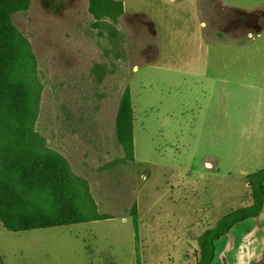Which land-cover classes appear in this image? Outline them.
Returning <instances> with one entry per match:
<instances>
[{
  "label": "rangeland",
  "instance_id": "374dc122",
  "mask_svg": "<svg viewBox=\"0 0 264 264\" xmlns=\"http://www.w3.org/2000/svg\"><path fill=\"white\" fill-rule=\"evenodd\" d=\"M103 1L0 0L20 51L0 84V264H197L203 234L255 206L264 0H114V20ZM24 157L65 167L73 201Z\"/></svg>",
  "mask_w": 264,
  "mask_h": 264
},
{
  "label": "trees",
  "instance_id": "16d2710c",
  "mask_svg": "<svg viewBox=\"0 0 264 264\" xmlns=\"http://www.w3.org/2000/svg\"><path fill=\"white\" fill-rule=\"evenodd\" d=\"M105 7H104V6ZM100 10L97 11L100 19L109 20L115 19L121 12V4L114 0H104ZM13 8V7H12ZM17 9L16 7L13 9ZM7 13V8L0 13V84L7 78V76L18 66L17 61L20 58V51L16 46L14 39L3 43L1 37L6 30L8 18L10 15ZM2 29V30H1ZM4 39H9L7 36ZM118 129L122 142L132 148V112L131 104L127 91L123 96L120 114L118 117ZM21 137L19 134L15 135L14 140L19 142ZM24 149V148H23ZM129 151V150H128ZM130 152V151H129ZM130 154V153H129ZM24 163L31 168H37L43 176H48L52 179L55 186V191L58 198L64 201L66 204L71 203L76 195L73 189V181L69 175H67L66 168L64 167L62 176L56 172V168L49 166L47 162L41 160H35L24 157ZM60 176V177H59ZM249 183L253 191L254 207H245L232 211L226 215L220 222H218L213 229L203 234L200 240V257L197 264H210L215 256V239L223 236L229 227L243 221L247 218L253 217L261 209V204L258 200L263 195V183H264V167L248 175ZM34 220V219H33ZM34 227H40L43 223H40L38 219L32 222Z\"/></svg>",
  "mask_w": 264,
  "mask_h": 264
},
{
  "label": "crops",
  "instance_id": "0c3cea01",
  "mask_svg": "<svg viewBox=\"0 0 264 264\" xmlns=\"http://www.w3.org/2000/svg\"><path fill=\"white\" fill-rule=\"evenodd\" d=\"M225 237L217 239V264H264V206L259 216L236 223ZM254 238H261L259 252L247 255L245 245Z\"/></svg>",
  "mask_w": 264,
  "mask_h": 264
}]
</instances>
